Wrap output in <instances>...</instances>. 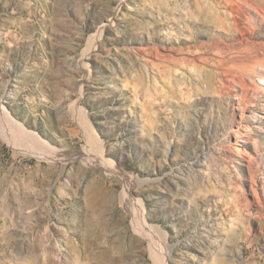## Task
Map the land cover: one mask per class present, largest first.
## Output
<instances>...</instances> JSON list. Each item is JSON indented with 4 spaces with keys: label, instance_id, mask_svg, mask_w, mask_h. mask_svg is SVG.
I'll return each mask as SVG.
<instances>
[{
    "label": "rangeland",
    "instance_id": "obj_1",
    "mask_svg": "<svg viewBox=\"0 0 264 264\" xmlns=\"http://www.w3.org/2000/svg\"><path fill=\"white\" fill-rule=\"evenodd\" d=\"M0 109V264H264V0H0Z\"/></svg>",
    "mask_w": 264,
    "mask_h": 264
},
{
    "label": "bare ground",
    "instance_id": "obj_2",
    "mask_svg": "<svg viewBox=\"0 0 264 264\" xmlns=\"http://www.w3.org/2000/svg\"><path fill=\"white\" fill-rule=\"evenodd\" d=\"M99 38H100V34H97L96 36H94V38H91L89 42V51H92L96 48ZM0 116H2L0 119V132L2 134L4 133L2 137L3 138L5 137L6 139H8L9 143L15 146L14 148L18 149L19 153L21 152L20 149H22V150H25L23 151V154H27L30 156L46 157L44 156L46 153H43L44 151L43 145L47 146L48 143L45 142V140H42L35 132H31V131L24 129V127H22L20 123L16 122L14 119L10 117L7 110L0 109ZM80 126L83 131V137L88 146L87 147L88 154H86V156L95 160L94 158H98L100 156L99 152L102 153L101 144H99V142L97 141V137H96L97 134L96 135L94 134L93 130L91 129V127L88 125L87 122L82 123V125ZM92 153L95 154L96 157H92L91 155ZM53 155H56V154H53ZM86 160L91 161V159L89 158H86ZM127 206L129 209L128 211H130L129 213H132L131 215H133V218H134L133 223H134L135 230L138 231V233L144 239L149 241L151 247H155L154 242L157 241L156 236L152 235L153 230L150 229L151 228L150 225L146 222L145 217H143L142 209L139 208L135 210L129 202Z\"/></svg>",
    "mask_w": 264,
    "mask_h": 264
}]
</instances>
